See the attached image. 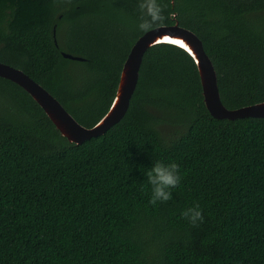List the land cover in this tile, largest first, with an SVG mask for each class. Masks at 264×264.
Masks as SVG:
<instances>
[{
  "label": "trees",
  "instance_id": "1",
  "mask_svg": "<svg viewBox=\"0 0 264 264\" xmlns=\"http://www.w3.org/2000/svg\"><path fill=\"white\" fill-rule=\"evenodd\" d=\"M160 3L163 25L202 40L228 109L264 102V0ZM139 15L137 0H0V62L92 128L144 34ZM156 161L182 181L153 206ZM195 202L198 227L181 215ZM0 264H264V118L212 117L195 61L167 43L146 52L124 119L82 144L0 77Z\"/></svg>",
  "mask_w": 264,
  "mask_h": 264
},
{
  "label": "water",
  "instance_id": "2",
  "mask_svg": "<svg viewBox=\"0 0 264 264\" xmlns=\"http://www.w3.org/2000/svg\"><path fill=\"white\" fill-rule=\"evenodd\" d=\"M161 43L176 45L187 51L193 58L201 80L204 103L212 117L230 121L244 118H264V102L232 110L223 104L218 74L211 58L205 51L202 40L193 31L180 26L178 21L173 25L157 27L137 39L124 63L110 109L92 128L81 125L56 97L23 70L0 62V77L16 83L30 94L60 134L70 143L82 144L87 140L106 134L124 119L137 89L144 56L148 49ZM62 55L71 60H85L66 52H62Z\"/></svg>",
  "mask_w": 264,
  "mask_h": 264
},
{
  "label": "clouds",
  "instance_id": "3",
  "mask_svg": "<svg viewBox=\"0 0 264 264\" xmlns=\"http://www.w3.org/2000/svg\"><path fill=\"white\" fill-rule=\"evenodd\" d=\"M166 8L167 5H162L160 0H137V9L140 13L138 30L149 33L155 28L163 26L168 19L164 14ZM145 175L147 184L151 186L149 203L153 206L171 201L173 190L179 187L182 181L180 165L175 161L168 163L156 161ZM181 215L192 227H198L204 222L203 209L198 202L185 208Z\"/></svg>",
  "mask_w": 264,
  "mask_h": 264
},
{
  "label": "rangeland",
  "instance_id": "4",
  "mask_svg": "<svg viewBox=\"0 0 264 264\" xmlns=\"http://www.w3.org/2000/svg\"><path fill=\"white\" fill-rule=\"evenodd\" d=\"M171 129L169 128L168 131H170Z\"/></svg>",
  "mask_w": 264,
  "mask_h": 264
},
{
  "label": "snow or ice",
  "instance_id": "5",
  "mask_svg": "<svg viewBox=\"0 0 264 264\" xmlns=\"http://www.w3.org/2000/svg\"><path fill=\"white\" fill-rule=\"evenodd\" d=\"M183 46V45H182Z\"/></svg>",
  "mask_w": 264,
  "mask_h": 264
}]
</instances>
